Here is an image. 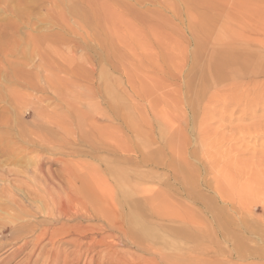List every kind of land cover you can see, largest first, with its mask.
Returning <instances> with one entry per match:
<instances>
[{
  "label": "rangeland",
  "instance_id": "obj_1",
  "mask_svg": "<svg viewBox=\"0 0 264 264\" xmlns=\"http://www.w3.org/2000/svg\"><path fill=\"white\" fill-rule=\"evenodd\" d=\"M70 1L73 28L89 9ZM91 1L107 25L81 22L58 40L52 24L21 27L22 48L0 54V184H15L8 196L31 210L19 182L105 178L114 196L103 211L117 223L101 219L96 193L95 220L82 225L130 230L117 254L150 259L159 247V264H263L264 0ZM26 35L43 40L38 50ZM1 198L0 264H23L28 250L13 252L32 224ZM102 247L96 264H107Z\"/></svg>",
  "mask_w": 264,
  "mask_h": 264
},
{
  "label": "bare ground",
  "instance_id": "obj_2",
  "mask_svg": "<svg viewBox=\"0 0 264 264\" xmlns=\"http://www.w3.org/2000/svg\"><path fill=\"white\" fill-rule=\"evenodd\" d=\"M69 1L70 0H64V1L63 0H0V13L4 14V18L2 19L3 22L0 23V54H2V53L3 54L13 53V52H16L18 49L22 48L23 45L20 42L18 43L16 41V38L19 35V29L21 27L25 28V30L27 29V30H30L32 32V31H35L37 29L38 24H43V25L45 24L47 26L52 24L53 26H55L57 28L58 31H57V33L52 35L51 38L56 40L57 38L59 39L60 35L64 32L73 33L76 30L77 26H80L79 23H81V22L83 24L84 23L88 24V26L90 24L97 26L100 24V21H102V20L104 21L105 18H102V19L100 18L102 13L99 15L100 16L99 17L97 15L96 11L94 10V7H95L94 3L95 2H92L91 0H81L80 3L81 4L83 3V5L86 6L89 9V11H88L87 15H83L81 13V11L79 13L74 14L77 11V10L75 11V9L73 11H71V12H74V13H72L74 15H72L70 13L69 17H70V15H72L73 18L75 17V19H76V21L74 22L75 27L72 28L71 26H69V24L67 22V21H69L67 19V11H66V9H64L65 3L69 2ZM73 1L75 2L76 0H73ZM105 4H106V2H105ZM107 6H109V4ZM81 7H80V9H81ZM99 9L101 10V8H99ZM107 9H108V7H107ZM97 11H99V10H97ZM101 11H99L98 13H100ZM104 11L105 10H103V13H105ZM80 13H81V15H80ZM106 14H109V12L108 13L106 12ZM111 14L112 13H110V15ZM99 18L101 20H99ZM69 19H71V18H69ZM105 22L107 25L108 22L106 19H105ZM72 24H73V21H72ZM100 26L102 27L101 29L103 30L104 25L103 26L100 25ZM86 29H87L90 36L94 35V33L92 31L90 32L88 30V28H86ZM91 29H93V27ZM95 29H96V27H95ZM30 36L27 37V35H26L27 39L25 38L26 42L24 45L29 46L28 42H31L29 47L33 48V50H35V49L38 50V48H39L38 41L42 42L43 40H39V38L37 40L36 38L34 39V37H30ZM41 37L42 36H40V39H42ZM87 38H88V36H87ZM89 39L91 40V37ZM92 39H93V37H92ZM48 43H50V42H48ZM45 48L49 49V50L51 49L47 44L45 45ZM51 50L53 52L57 53V50H55V48H54V50L53 49H51ZM58 51H60V49ZM226 56H227V59L230 61L244 60V57H241L240 55L236 56L235 54L226 53ZM256 58H258V57H256ZM225 65H226V67H228L231 64L228 63ZM232 65H234V64H232ZM18 73H21V70ZM22 74H24V73H22ZM21 77H23V76H21ZM40 81L42 83H44L43 79H41ZM260 87H263V89H264V84L261 85ZM3 125H4V123H3ZM2 145H3V143H2ZM19 148H20V146H19ZM17 149H16V151H17ZM21 149H23V148H21ZM24 149H26V148H24ZM13 151L16 153L15 149ZM18 151H19V149H18ZM124 151H125V149H124ZM25 152H26V150L22 151L21 153H25ZM9 153L13 154L12 150ZM21 153L18 155L20 156ZM12 154L10 156H13ZM19 156H17L16 158L18 159ZM11 158H10V162L12 161ZM23 158H24V156L22 155L21 159H23ZM13 161H16V159H14ZM36 162L34 164H36ZM26 163H28V162H26ZM38 163L39 162H37V164ZM34 164H32V165H34ZM38 165H40V164H38ZM62 166H66V165H62ZM28 168L26 167L27 171H28ZM50 169H51V167H50ZM4 171H6V170H4ZM13 171H15V170H13ZM31 171H32V169H31ZM10 172H11V170H10ZM20 172H22V169L20 170ZM24 172H22V173H24ZM30 172H27V173H30ZM61 172L62 171L60 170V174H61ZM15 173H16V171H15ZM39 173H41V172H39ZM63 173H65V170ZM17 174H19V173H17ZM17 174H16V176H17ZM33 174H35V173H32L31 175L28 174L29 180H31L30 178L32 177ZM67 174L68 173H66V175ZM51 175H55V173L51 174ZM9 176H10V174H9ZM21 176H22V174H21ZM41 176H44V174L41 173ZM6 177H8V176H6ZM67 177H69V175ZM19 178H17V180ZM23 178H25V176ZM33 178H37V175H34V177H32V179ZM38 178L40 179V177H38ZM46 178H47V176H46ZM54 178H51V179H45L44 178L45 180H43V181H41L42 180V178H41L40 181L39 180L36 181L37 183L34 181L35 180L34 179L33 181L36 184H34L32 186L30 185V183L28 181L27 182L29 185L23 181L19 182L20 183V184H18L19 186L17 185L18 189L23 188V190L29 196V198H26V199H28V202L26 201V203L30 202L29 204H38L39 205V206H36L35 208L32 207L31 210H28L27 206H25L23 204L24 203L23 201H21V202H23V203H21V202L17 201L16 199H14L13 197L11 198L8 196L9 194L14 192L13 188H14L15 184L11 183V184H14L13 187H12V185H9L10 183L8 181H10V180L7 181L9 184L8 183L3 184V182H5V181L3 179H1V181H3V182H2V184H0V195H1V197H3L5 199V201L3 200L4 204H3V206L1 204V207H4V209H5L7 207V205L8 206H17V208L20 209V213L22 212L25 215V217L28 218L27 221L29 223L31 222L30 224H32L30 226L28 225L29 227H25V228H28L27 232L30 235V236L29 235L28 236L30 237L31 240L25 239L23 241V244L21 243V245L18 246L17 249H15L16 252H13V253H20V252H23V250H28V252L26 253V255L24 257L25 263H23V264H60L61 259H63L62 264H79L80 261L84 257L86 259H88V262L86 261L85 264H96V262L93 260L97 254L100 255L96 251V248L100 247V246L104 247V249L101 251V253L107 257V264H159L157 262V259H161L162 256L160 255L161 248H159L158 245L156 246L158 248H155V247L150 248L149 247L150 249L148 250V252L150 255H152V258H150V259H148V258L147 259H142V258L137 259L136 257L135 258L134 257H128V256H126L125 253H122V252L117 254L114 251L115 246H122L123 247L126 244H128L129 242L131 244L133 243V237H131L129 232H128L130 230L127 231L126 227H120V226L119 227H94L93 225H96L97 223L93 224V225H91V224H88L85 226L82 225V222L85 220L87 222H92L95 220L94 218H95V215H96V212L98 209L95 205V202H94V197H95L96 193H99V195L101 196V199H102V200H99L100 203H99L98 212L107 209V204H109V202L111 200V197H112L111 195H113V190L109 186V184H107L105 181H101L102 178L99 179L100 180L99 182L94 181V178L93 179L90 178V180L70 179L69 178L65 181H61V180H59V178L57 180L56 176ZM104 179H102V180H104ZM19 180H21V179H19ZM1 181H0V183H1ZM111 181H113V180H111ZM21 195H22V197H24L23 196L24 194H21ZM1 197H0V199H2ZM22 197H21V199H23ZM114 208H117V207L114 206ZM0 209H2V208H0ZM2 211H3V209H2ZM105 214L106 215H104V214L102 215L101 219H103L107 225L111 226V224L113 225V224L117 223V221L111 223L107 213H105ZM18 215H19V211H18ZM40 215L41 216L44 215L43 218L44 219L47 218V219L45 221H42L41 220L42 218L39 219ZM13 216H17V215H13ZM97 218H98V216H97ZM99 218H100V215H99ZM115 218L116 217L114 216V220H115ZM38 219L41 220V222L40 221L37 222ZM14 221H15V219H14ZM99 221H100V219H99ZM5 223H7V222H5ZM12 224H13V222H11V225ZM18 224H20V223H18ZM13 226H12V228H13ZM2 227H3V225H2ZM17 232H19V231L18 230H16V231L9 230L8 233L10 234L12 239H15V238L19 237L17 235L18 234ZM109 232L110 233L115 232V233H117V236H112V234L111 235L108 234ZM3 233H4V229L2 230V232L0 234H3ZM22 235H24V234H22ZM98 235H101V236L98 237ZM139 236L137 235V237H139ZM115 239H117V242H115ZM48 246H49V248H47ZM15 247H17V246H15ZM67 247L68 248L72 247L73 250H71L69 253H66ZM140 249H143V248H140ZM140 249H138V250H140ZM141 251H144V250H141ZM12 256H15V255H12ZM89 256H91V257H89ZM161 261H164V260H161ZM93 262H95V263H93ZM211 262H212V260H211ZM172 263H173V261L171 263L164 261L162 264H172ZM184 263H186V262H184Z\"/></svg>",
  "mask_w": 264,
  "mask_h": 264
}]
</instances>
